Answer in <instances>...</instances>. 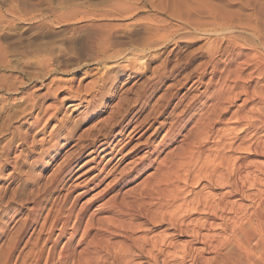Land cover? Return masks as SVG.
<instances>
[{
    "label": "rangeland",
    "instance_id": "rangeland-1",
    "mask_svg": "<svg viewBox=\"0 0 264 264\" xmlns=\"http://www.w3.org/2000/svg\"><path fill=\"white\" fill-rule=\"evenodd\" d=\"M197 76L201 84L188 90ZM263 88L264 0H0V263L17 232L28 230L32 209L47 203L72 205L74 213L87 207L84 221L97 209L88 237L101 255L126 246L132 254L135 241L163 234L180 248L189 236L143 213L168 208L163 192L173 188L175 171H204L207 157L264 166V156L235 149L255 136L264 140ZM239 112L255 120L242 133ZM136 124L137 134L127 137ZM106 133L119 150L107 164L108 156L85 154ZM204 180L180 181L181 197L222 191ZM241 204L253 206L249 199ZM222 255L235 264L229 247L203 254Z\"/></svg>",
    "mask_w": 264,
    "mask_h": 264
},
{
    "label": "bare ground",
    "instance_id": "bare-ground-1",
    "mask_svg": "<svg viewBox=\"0 0 264 264\" xmlns=\"http://www.w3.org/2000/svg\"><path fill=\"white\" fill-rule=\"evenodd\" d=\"M117 65L119 66V63H117ZM215 67L211 64V73L216 69ZM204 72L205 69L201 71V75ZM185 77L186 80L189 78L188 75ZM199 84H201V77L197 76V79L193 80L190 83L188 90L196 89ZM72 105H76V103L74 104L72 103L71 106ZM132 115L133 116H131L130 122H132L137 118L138 112L136 111ZM252 118L253 116H248L246 113L239 112L238 115L239 121L242 120L246 123L243 124L244 127L242 126L241 127L242 129L241 128L237 129L239 130L238 133H242L244 130H246L247 126L254 125L255 120L251 121ZM138 127H141V124H136L134 128L132 127V130H129L127 132L128 133L127 137L129 135H132L133 132H135V130ZM206 133H208V131ZM135 134H137V132ZM135 134H133V136H135ZM254 135H252V138ZM206 138H208L207 135L204 136V139ZM89 145L90 148H88V151L85 154H87L88 156L93 154H96L95 156H97V154H101L102 157L108 156L106 158L107 161L105 164H107L111 159H113L114 156L113 153L119 151L117 150L118 149L117 143L115 144L111 143L109 133L102 135L98 143L95 140H92ZM136 146H139V143ZM228 147L229 149L233 148V145L230 143ZM235 149L252 150L254 155L263 157L264 140L258 136L257 137L255 136L251 145H248L246 147H241V145L240 146L238 145V147H236ZM219 151L220 150H218V153ZM194 152H190V153H194ZM249 152L251 153V151ZM206 154L204 156L207 157ZM126 155L127 153H124V155L117 157V161L114 164L112 163L113 166L116 164L118 165V162L122 161ZM109 156L112 157L109 158ZM228 156L229 155L227 156L220 155L219 158H216L217 156L215 157L214 155L215 158L212 157L213 159H210L211 157H207V158L203 157L205 158V160L204 159L202 160V156H201L200 157L202 160L201 162L203 167L205 168L204 171L201 169L196 170L195 168L196 171L189 173L188 169L185 166L187 170H185L184 168L185 171L183 170L182 173L180 172L178 173V169H177V171H175L174 173V177L172 178L175 181V182L173 181V184L171 183L173 185V188L170 190L166 189V191L163 192V194H165L164 197L166 198V200L164 199L165 200L164 204L166 206L168 205V208L162 209L163 207L160 206L158 207L159 209L153 212H149V210L151 211V209L148 208L149 210L143 213V215L146 214L147 216L146 221L151 223H156V222L166 223L167 225L170 226V229H172L174 232H177L178 236H189V239L185 241V243L181 245L180 248H177L178 244L173 242V240L170 239L167 235L163 234L156 238L155 237L153 238L151 236L152 238L141 240L138 243L135 241L136 244L133 247L132 254H130V250H128L126 246V249H124L125 248L124 247L115 252L106 251L105 255H101L102 253L100 248L102 247L94 246L93 244L96 245V243H93L92 240L89 239L88 237L89 233L92 230H94L97 224V223L95 224L96 221L95 210L97 211V209L92 211L84 221L87 207L83 208L81 206L82 208L81 209L79 208V211L74 213V209H73L74 206L72 207V205L68 208H65V206L62 207L61 204H60L61 206L51 204L49 208H47V205L49 204L47 203L45 205L39 204L36 208L32 209V211L34 212L33 217L30 219L27 218L29 219L27 220V222H29L28 230L23 227L22 229L20 228L21 230L17 232L14 240L11 241L7 246L6 251L4 252L3 262H1L0 264H144V263L145 264H226L225 260L229 258L226 257L227 255L226 256L222 255L223 257L220 256L218 257L219 259H217L216 256L211 259H206V257L203 256V254L210 252L219 254L220 250H222L224 247H229L230 251L234 253L235 264H264V206H261L262 204H264V188L258 187L260 184L264 185L263 179L260 178V176L264 178V166L263 164L260 163L257 164L255 161L254 162L237 161V159L230 160L228 159L230 156L229 157ZM192 159L194 160V158ZM196 159L198 161V158ZM178 163L179 162H177V165ZM192 163L190 164L191 166ZM180 166L182 165L180 164ZM92 168L93 166L90 169H88L86 172L84 171L85 173H82L81 175L79 174L77 179L81 178V176H85L87 172H89ZM255 171L260 174L259 177L257 174L253 173ZM71 172L72 169L69 168L66 171L67 174L66 175L64 174V177H62L61 179L62 188L66 184L64 181L65 177L68 174H72ZM92 178L90 179L88 178V179L92 180ZM166 178L167 177H165L164 180ZM201 178L205 179L204 181H207V183L211 184L212 186L218 185L223 187L222 191L218 194L217 193L212 194L209 192H207L206 194H200V192L194 193L192 196H189L190 199L188 200L184 197H181L182 194L180 193L181 190L179 187L180 181H182V184H184V186L189 183L195 185L199 183ZM85 179H87V177H85L80 182H83ZM79 184L80 183L77 182L72 187H78ZM152 185H154V183ZM156 185L157 184H155V187ZM56 187L57 186H55L54 188ZM68 187L70 188V186ZM247 188L248 189L256 188L255 189L256 191L250 193L249 191L248 192L246 191ZM87 191H89V189L80 190L77 193L75 192L76 194L75 196H73L74 201L84 196L87 193ZM186 193H188V191ZM64 195H68V194H64ZM184 195L187 196L186 194ZM244 199L252 200L253 206L252 205L248 207L242 206L241 201ZM151 208L153 207L151 206ZM45 210L46 213L44 212ZM98 211L101 212L100 209H98ZM138 213L141 214L140 212ZM196 213H198V215L200 214L201 216L199 215V218L196 217L197 219H193V218L187 219V221L184 219L187 218V216L191 214L194 215ZM122 225L124 224L122 223ZM113 226L115 225L113 224ZM81 227H82V232L79 235L80 237H78L79 239L75 241L76 244L73 245L75 237L79 232V230L81 229ZM27 233L29 234L28 236ZM26 236L27 238L24 241L23 250L20 251L17 250V244L19 243V241L24 240ZM63 238L66 239L62 240ZM61 240L63 241V243L60 249L57 250V246L59 243H61ZM83 245H85V247L84 248L82 247L81 250L77 252V249ZM27 246H29V248L28 250L26 249L27 251L24 252V249L27 248ZM133 257L135 259L141 260L142 262L136 263L135 262L136 260L134 261Z\"/></svg>",
    "mask_w": 264,
    "mask_h": 264
}]
</instances>
